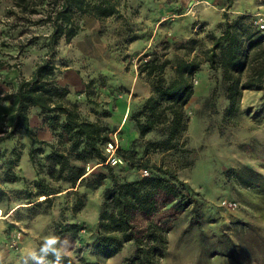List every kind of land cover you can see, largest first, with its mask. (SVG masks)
I'll use <instances>...</instances> for the list:
<instances>
[{
	"label": "rangeland",
	"instance_id": "1",
	"mask_svg": "<svg viewBox=\"0 0 264 264\" xmlns=\"http://www.w3.org/2000/svg\"><path fill=\"white\" fill-rule=\"evenodd\" d=\"M55 3L60 6L62 0H0V68L18 75L0 80V99L18 101L19 81L30 78L38 64L52 62L59 85L69 92L65 101L108 128L111 142L103 149L118 176H150L148 162L175 173L196 199H175L161 191L157 212L137 215L141 229L151 224L167 229L163 264H264V92L243 91L238 110L230 112L222 71L204 64L194 79V95L185 107L187 130L176 149L145 154L143 142L161 136L155 131L141 139L131 119L152 94L154 80L139 75L141 64L169 60L164 77L171 80L178 60L201 55L212 45L210 37L221 34L224 13L231 19L244 15L259 28L264 0H119L117 14L103 21L78 15L77 35L52 44L55 26L47 16ZM146 51L150 55L141 57ZM15 119L8 115L0 123L4 135ZM30 125L48 143L34 162L32 140L24 130L0 143V264H24L48 236L68 242L64 264L97 261L87 246L98 234L111 183L96 181L109 171L93 157L79 161L72 155L73 165L92 174L79 188L54 181L46 157L52 147L67 151L70 143L60 142L38 108L30 110ZM118 147L142 161L129 165ZM6 172L19 180L5 182ZM37 178L60 192L45 200L33 185ZM80 201L85 205L79 210ZM73 223L80 225L77 233L61 231ZM135 250V243H128L101 264H121Z\"/></svg>",
	"mask_w": 264,
	"mask_h": 264
},
{
	"label": "trees",
	"instance_id": "2",
	"mask_svg": "<svg viewBox=\"0 0 264 264\" xmlns=\"http://www.w3.org/2000/svg\"><path fill=\"white\" fill-rule=\"evenodd\" d=\"M118 6L119 0H62L60 6L53 4L47 16V20L55 26L52 44H57L63 36L71 41L77 35L81 29L76 19L78 15L103 21L117 14ZM224 19L221 34L210 37L212 45L209 48L192 59L176 62L175 75L171 80L164 77L169 60L160 63L157 59H151L140 65L139 75L145 73L154 80L152 94L142 108L131 115V119L136 122L141 139L155 131L161 136L159 140L149 139L143 142L145 154L176 149L179 146L188 125L185 107L194 95V79L204 64H208L213 71H222L221 82L229 101L230 112L238 110L243 91L264 92V33L244 15L231 19L224 13ZM149 55L146 51L141 57ZM56 70L52 62L45 61L37 65L30 78L19 81L16 119L7 135L0 129V134L3 133L0 143L24 130L32 140L30 156L34 162L35 153L41 152L42 146L48 145L46 141L37 138L30 125V110L38 108L44 121L59 136L60 142L70 143L68 152L52 147L46 157L50 162L49 176L54 181L68 182L72 188H79L92 174L93 171L88 172L85 167L73 165L72 155L79 161L93 157L97 160L98 167H107L109 171V175L100 174L96 181L97 185H102L106 180L111 183L105 193L98 234L87 246L97 257V261L81 258V264H101L119 253L128 243H135L136 250L121 264H163L168 243L167 229L158 224L141 229L136 222L137 215L157 212L158 195L161 191L175 199H196H193L187 184L175 173L151 166L148 162L145 165L151 170L150 176L134 180L118 176L103 149L105 144L111 142L108 128L99 121L82 117L76 104L65 101L69 92L59 85ZM117 151L131 166L142 161V158L133 159L120 147ZM8 164L12 165L14 161H9ZM38 175H41L40 171ZM18 180L17 175L6 172L5 182ZM33 185L40 190V195L47 197L45 200L60 192L52 190L42 178H37ZM37 203L39 201H35L34 205ZM84 205V201H80L77 209L80 210ZM61 228L62 232L75 234L80 225L73 223ZM63 260L66 262L69 259Z\"/></svg>",
	"mask_w": 264,
	"mask_h": 264
},
{
	"label": "clouds",
	"instance_id": "3",
	"mask_svg": "<svg viewBox=\"0 0 264 264\" xmlns=\"http://www.w3.org/2000/svg\"><path fill=\"white\" fill-rule=\"evenodd\" d=\"M67 243L66 240L60 241L55 236L45 237L38 251L28 253L24 264H28L29 261L34 262V264H46V262L47 264H62ZM49 256L53 257L51 261L47 260Z\"/></svg>",
	"mask_w": 264,
	"mask_h": 264
},
{
	"label": "crops",
	"instance_id": "4",
	"mask_svg": "<svg viewBox=\"0 0 264 264\" xmlns=\"http://www.w3.org/2000/svg\"><path fill=\"white\" fill-rule=\"evenodd\" d=\"M18 76L13 71L6 70L5 67L0 68V80L2 78L8 79L9 77L14 78ZM16 100V99H15ZM16 106L17 100L15 102L3 101L0 99V123L8 116L11 115L14 120L16 117Z\"/></svg>",
	"mask_w": 264,
	"mask_h": 264
},
{
	"label": "built area",
	"instance_id": "5",
	"mask_svg": "<svg viewBox=\"0 0 264 264\" xmlns=\"http://www.w3.org/2000/svg\"><path fill=\"white\" fill-rule=\"evenodd\" d=\"M257 23L259 25V29L264 32V18H260ZM230 204L232 205L233 203Z\"/></svg>",
	"mask_w": 264,
	"mask_h": 264
}]
</instances>
